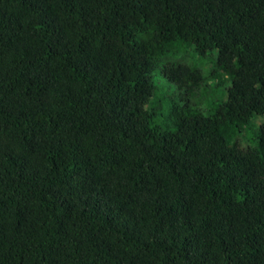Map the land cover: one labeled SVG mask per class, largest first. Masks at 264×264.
Here are the masks:
<instances>
[{"label":"trees","instance_id":"trees-1","mask_svg":"<svg viewBox=\"0 0 264 264\" xmlns=\"http://www.w3.org/2000/svg\"><path fill=\"white\" fill-rule=\"evenodd\" d=\"M255 115L264 0H0V264H264Z\"/></svg>","mask_w":264,"mask_h":264},{"label":"rangeland","instance_id":"rangeland-1","mask_svg":"<svg viewBox=\"0 0 264 264\" xmlns=\"http://www.w3.org/2000/svg\"><path fill=\"white\" fill-rule=\"evenodd\" d=\"M190 53V52H189ZM156 80L158 81V82H160L161 81V77H159V76H157L156 77ZM221 90V92L224 94V96H225V92H224V90L223 89H220ZM264 122V116H258V115H255L253 118H252V120H251V123L253 124V128L255 129V128H257L261 123H263Z\"/></svg>","mask_w":264,"mask_h":264}]
</instances>
